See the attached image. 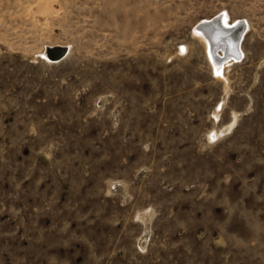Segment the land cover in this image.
Returning a JSON list of instances; mask_svg holds the SVG:
<instances>
[{
  "label": "rangeland",
  "instance_id": "1",
  "mask_svg": "<svg viewBox=\"0 0 264 264\" xmlns=\"http://www.w3.org/2000/svg\"><path fill=\"white\" fill-rule=\"evenodd\" d=\"M0 264H264V0H0Z\"/></svg>",
  "mask_w": 264,
  "mask_h": 264
},
{
  "label": "bare ground",
  "instance_id": "2",
  "mask_svg": "<svg viewBox=\"0 0 264 264\" xmlns=\"http://www.w3.org/2000/svg\"><path fill=\"white\" fill-rule=\"evenodd\" d=\"M225 27H231V30H239L238 33L241 34V39L237 45H235L234 40L231 38H227V40L221 39V37H226V33L222 30L221 26L216 24L215 19H209L205 21L204 23L210 24L211 26V35L210 37H213L210 39L209 35L200 29L199 27L196 28V31L201 37L203 41L206 42L209 56L211 59L212 64L214 65L216 73L220 74L225 69L226 65L230 64L232 61H240L243 59L245 55V50L243 47V40L245 38V35L248 33V30L250 28V23L247 21H237L233 24L228 23L226 20L223 19ZM242 30V31H241ZM214 35V36H213ZM221 39L218 43H215L217 40ZM214 44H213V43ZM226 46L227 51L224 49H221L222 46ZM65 48L61 45L51 46L48 48L46 54L52 59V60H58L60 57L64 55L63 58L68 55V50L65 48V50L56 49V48ZM224 48V47H223ZM236 54V55H235ZM53 55V56H52ZM221 58L224 59V61H220L217 59Z\"/></svg>",
  "mask_w": 264,
  "mask_h": 264
},
{
  "label": "water",
  "instance_id": "3",
  "mask_svg": "<svg viewBox=\"0 0 264 264\" xmlns=\"http://www.w3.org/2000/svg\"><path fill=\"white\" fill-rule=\"evenodd\" d=\"M215 20H216V24L217 25H219V26H221V28H222V30L226 33V37L224 36V38L223 37H221V39H223V40H227V38H231L232 40H234V43H235V45H237L238 43H239V41H240V39H241V34H239L238 33V31L239 30H237V29H235V30H231L229 27H225V25H224V22H223V19L222 18H219V17H215L214 18ZM198 27L200 28V29H202L203 31H205L208 35H209V37H210V33L212 32L211 31V26H210V24H207V23H204V22H202V23H200L199 25H198ZM242 31V30H241ZM214 36V35H213ZM211 38H213V37H210V39ZM221 39H219V40H217L215 43H218ZM213 43V42H212ZM214 44V43H213ZM224 47V48H223ZM56 49H63V50H65V48H56ZM221 49H224L225 51H227V48H226V46H225V44H224V46H222L221 47ZM236 55V54H235ZM53 56V55H52ZM217 59H218V57H217ZM218 60H220V61H224V59H221V58H219Z\"/></svg>",
  "mask_w": 264,
  "mask_h": 264
},
{
  "label": "snow or ice",
  "instance_id": "4",
  "mask_svg": "<svg viewBox=\"0 0 264 264\" xmlns=\"http://www.w3.org/2000/svg\"><path fill=\"white\" fill-rule=\"evenodd\" d=\"M213 137H214V134H213Z\"/></svg>",
  "mask_w": 264,
  "mask_h": 264
}]
</instances>
